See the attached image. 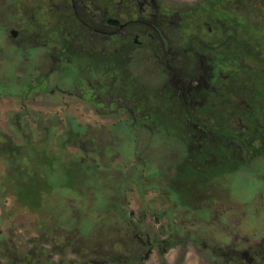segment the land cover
<instances>
[{
	"label": "flooded vegetation",
	"instance_id": "obj_1",
	"mask_svg": "<svg viewBox=\"0 0 264 264\" xmlns=\"http://www.w3.org/2000/svg\"><path fill=\"white\" fill-rule=\"evenodd\" d=\"M58 1L48 28L34 15L32 28L24 18L21 28H0V48L32 58L35 91L87 98L126 114L117 123L130 127L133 163L154 129L151 118L176 116L182 139L164 143L162 161L173 144L188 187H171L180 179L169 178L171 165H164V188L146 191L163 198L170 223L174 217L198 227L188 236L210 264H264V63L250 60L264 61V0L178 7L158 0ZM85 127L86 152L95 142L110 143L109 130ZM138 127L146 138L137 147ZM107 156L102 146L97 160ZM238 174L252 179L253 198L248 204L244 198L242 208L226 188Z\"/></svg>",
	"mask_w": 264,
	"mask_h": 264
},
{
	"label": "rangeland",
	"instance_id": "obj_2",
	"mask_svg": "<svg viewBox=\"0 0 264 264\" xmlns=\"http://www.w3.org/2000/svg\"><path fill=\"white\" fill-rule=\"evenodd\" d=\"M15 1L16 5H12ZM169 6L178 7L192 4L197 0H158ZM58 0H2L0 2V19L6 23L0 28H21V19L27 21L35 16L47 28L55 18L53 6ZM81 2L78 0V6ZM39 7H42L39 10ZM52 8V9H51ZM35 82V81H34ZM115 106L110 108L87 98L76 96L64 97L59 94H41L34 88L30 93H20L18 96H0V139L21 145L25 138H40L37 126L38 118L46 119L50 116L64 120L71 116L79 123L100 130L109 129L124 119L125 115L115 113ZM128 118V117H127ZM168 127L176 131L178 123L176 116L168 117ZM180 133L173 132V140L182 139ZM146 132L137 128L136 146H142ZM176 141V140H175ZM172 143V142H169ZM84 144V143H81ZM69 152L76 154L82 160L98 163L97 155L86 152L78 143H72ZM169 152L164 156V165L168 168L169 178L179 181L172 182V186L183 188L188 183L183 180V167H179L178 149L169 144ZM108 162L112 167L125 173L126 183L121 195V207L126 217L111 216L107 219V227L103 238L99 241L83 240L71 235L65 230L52 227V222L40 216L28 213L21 204L17 203L11 193L10 184L0 189V264H210L208 256L195 245L188 234L197 233L198 227L188 222L172 217L168 221L163 217L162 210L165 202L159 195L151 194L139 189L138 176H133V161L124 151H112L108 154ZM103 163H108L103 160ZM183 169V173H182ZM8 175L4 162L0 159V180ZM136 181H135V180ZM2 182V183H1ZM252 179L242 175H231L227 182V190L232 201L241 198L239 206L242 208L244 198L253 196L251 192ZM71 201V200H69ZM251 201L248 199L246 204ZM244 202V203H245ZM185 227V230L181 228ZM184 231V233H183ZM60 238V240H59Z\"/></svg>",
	"mask_w": 264,
	"mask_h": 264
},
{
	"label": "trees",
	"instance_id": "obj_3",
	"mask_svg": "<svg viewBox=\"0 0 264 264\" xmlns=\"http://www.w3.org/2000/svg\"><path fill=\"white\" fill-rule=\"evenodd\" d=\"M11 2L16 5L15 1ZM25 59L17 48H0V96L31 92L36 78L32 58L28 62ZM250 60L258 63L255 65L264 63L254 57ZM168 122L166 116L151 118L154 129L133 165L132 178L143 174L142 182L137 181L141 190L152 184L155 188H164L162 152L164 143L173 142V132H176L169 129ZM37 126L40 138L36 140L28 137L18 145L0 139V159L8 172L0 181L11 185L13 197L28 213L48 219L52 227L80 239L99 241L105 234L107 219L114 215L124 216L120 198L127 179L125 173L108 161L101 169L98 163L104 161L92 163L69 152L72 143H85L88 138L85 125L73 117L67 116L64 120L56 116L38 118ZM107 130L110 143L95 142L94 150L89 153L98 155L103 146L107 155L112 151H124L129 153L130 159L132 133L128 123L120 122ZM152 149L156 156L149 153ZM3 186L0 185V189ZM42 264L51 263L42 261Z\"/></svg>",
	"mask_w": 264,
	"mask_h": 264
}]
</instances>
